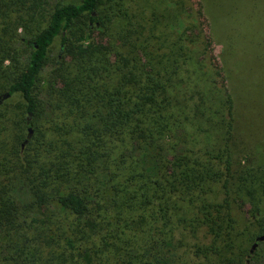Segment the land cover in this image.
<instances>
[{"label": "trees", "instance_id": "trees-1", "mask_svg": "<svg viewBox=\"0 0 264 264\" xmlns=\"http://www.w3.org/2000/svg\"><path fill=\"white\" fill-rule=\"evenodd\" d=\"M61 1L0 0V264H262L239 29L199 0L218 67L186 0Z\"/></svg>", "mask_w": 264, "mask_h": 264}, {"label": "rangeland", "instance_id": "rangeland-1", "mask_svg": "<svg viewBox=\"0 0 264 264\" xmlns=\"http://www.w3.org/2000/svg\"><path fill=\"white\" fill-rule=\"evenodd\" d=\"M56 1L57 0H49L50 6ZM63 1L78 2L79 0H62L61 2ZM207 1L210 3L207 7H210L212 13L218 14L220 22L222 25L224 24L225 29H239L238 36L241 42L239 41L237 45L238 49L234 60L235 65H232L234 85L237 87V90H240L241 102L239 101L236 105L241 103L245 111L243 116L252 120L253 124L258 125H256V129L254 128V131L255 137L259 140L261 145L257 143L255 147H252V150L260 153L264 151V40H261V32L262 28H264L262 23L264 20L262 18L257 19L256 9L254 10L249 6V11L245 15L254 16L253 19L256 21L252 20L247 22V20L239 28L237 16L240 14L243 15V11L240 9L242 5L238 6V0ZM185 7L189 11H192L193 17L200 22V26H202L204 32L207 33L210 41L209 49L218 67H221L219 59L220 46L214 41V34L208 30L209 22L207 15L203 7H201L199 0H186ZM257 13L259 16L260 14L258 11ZM95 37L96 40L106 43L104 37L99 36L97 33H95ZM58 51L59 43L56 41L54 42L51 54H57ZM10 113L13 112L10 111ZM250 164H254L255 168L259 165L262 166L264 164V154H258V158L252 155ZM237 206L238 209L242 211L243 217H248L247 203L238 201ZM262 264H264V262H262Z\"/></svg>", "mask_w": 264, "mask_h": 264}, {"label": "water", "instance_id": "water-1", "mask_svg": "<svg viewBox=\"0 0 264 264\" xmlns=\"http://www.w3.org/2000/svg\"><path fill=\"white\" fill-rule=\"evenodd\" d=\"M8 97V93H6L4 96H3V99L7 98ZM31 134V129H29V135ZM257 241H263L264 240V234H261L259 235L257 238H256ZM257 241L252 244V248H251V251H253V249L256 248L257 246Z\"/></svg>", "mask_w": 264, "mask_h": 264}]
</instances>
